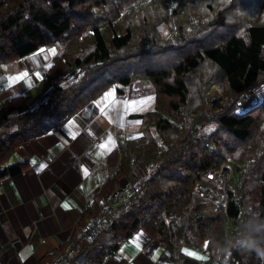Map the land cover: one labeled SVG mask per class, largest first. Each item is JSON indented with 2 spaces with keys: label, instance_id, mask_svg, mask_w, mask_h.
I'll return each instance as SVG.
<instances>
[{
  "label": "trees",
  "instance_id": "trees-1",
  "mask_svg": "<svg viewBox=\"0 0 264 264\" xmlns=\"http://www.w3.org/2000/svg\"><path fill=\"white\" fill-rule=\"evenodd\" d=\"M134 1L150 4L157 26L132 19L136 4L127 7ZM254 1L248 15L243 0H0V63L55 49L37 85L43 98L27 93L0 102V179L26 168L24 162L8 165L19 144L46 133L109 86L149 80L155 90L156 108L135 117L147 119L156 136L120 143V165L100 188L91 216L106 211L107 195L137 168L143 172L141 192L69 264H100L116 244L81 263L78 257L105 233L125 239L140 229L167 242L208 241L219 252L205 264H219L217 257L229 254L233 264H264V256L237 243L264 221V107L259 114L255 107L239 112L228 100L264 85V0ZM158 55L165 62L173 57L169 66L158 64ZM76 70L70 82L58 85ZM215 84L226 93V110L213 115L206 95ZM234 143L247 145L236 153ZM223 163L233 169L225 185L227 208L205 215L192 206V194ZM173 215L179 222L170 224ZM227 240L233 251L225 250Z\"/></svg>",
  "mask_w": 264,
  "mask_h": 264
},
{
  "label": "crops",
  "instance_id": "crops-1",
  "mask_svg": "<svg viewBox=\"0 0 264 264\" xmlns=\"http://www.w3.org/2000/svg\"><path fill=\"white\" fill-rule=\"evenodd\" d=\"M52 49L0 63V102L29 93L27 79L41 92L37 98H43L37 85L52 63ZM18 76L23 78L11 79ZM117 90L109 86L46 133L19 144L12 164L24 162L26 168L0 179V264H44L76 239V230L93 217L90 209L100 188L120 165V143L142 137L149 128L147 119L135 117L146 112L147 99L137 96L131 101ZM2 122L0 118V126ZM124 180L128 178L121 179V186L131 183ZM105 236L79 255V263L114 244L113 253L100 264H205L219 252L208 241L167 242L143 229L125 239Z\"/></svg>",
  "mask_w": 264,
  "mask_h": 264
},
{
  "label": "built area",
  "instance_id": "built-area-1",
  "mask_svg": "<svg viewBox=\"0 0 264 264\" xmlns=\"http://www.w3.org/2000/svg\"><path fill=\"white\" fill-rule=\"evenodd\" d=\"M247 106L242 105L240 99L238 104L240 110L244 111ZM148 172L151 174L153 170L149 169ZM232 174V166L228 163H223L219 168L210 169L206 173V179L217 184L218 189L211 188L207 184L198 183L192 194V206L196 207L199 212L209 216H215L218 209L226 210L228 197L225 192V185L229 182ZM140 192L141 181L136 180L109 193L106 197L108 208L104 214L100 217L93 216L88 222L81 225L77 230L76 239L44 264H69L72 256L78 253L83 246L93 244L109 228L113 218L131 206L136 194ZM178 222L179 219L176 215L169 217L170 224ZM217 258L219 264H233L231 254L224 257L218 256Z\"/></svg>",
  "mask_w": 264,
  "mask_h": 264
},
{
  "label": "rangeland",
  "instance_id": "rangeland-1",
  "mask_svg": "<svg viewBox=\"0 0 264 264\" xmlns=\"http://www.w3.org/2000/svg\"><path fill=\"white\" fill-rule=\"evenodd\" d=\"M246 1H247V3L249 1L248 5H247ZM258 1L260 2L261 0H258ZM243 2H244V6H247L248 15L251 14L253 12V8L256 7L255 5L257 4V2H255L254 0H243ZM134 4H136L135 1L132 4H129L127 9H130L131 7H133L132 5H134ZM260 4L264 7V5H263L264 1L260 2ZM136 7L137 8L133 12L132 19L137 20L139 25H144V26L145 25H149V26H157L158 25V24H152L155 22V20H153V18L155 17L156 13L151 9L150 4L141 5V6H140V4H136ZM49 49H51V48L50 47L43 48V50H45V51H49ZM54 50L55 49H52L50 53L55 54ZM172 59H173V57H170V59H167V62H165L163 60V55H158L156 57L155 61L158 62V64H160V65H165V66L168 65L169 66ZM77 71L78 70L60 77V79L58 81V85H65L68 83V81L70 82L71 78H74L76 76L75 74H77ZM97 84H99V83H97ZM26 86H27V89H28L30 94H32L33 96L39 97L41 92L37 88L32 87L31 84L29 83L28 79L26 82ZM116 86L119 89L123 90V93H120L121 94L120 96L125 94L131 101L136 100L137 96L142 97V98L143 97L146 98L147 103H148L147 109L145 110L146 112L151 111V110L156 108L155 90H154V87H153V84L151 83V81L143 80V81L135 82L131 85H125L122 82H119ZM225 94L226 93H223L222 86L215 84L212 86L208 95H206V98H207L206 101H207L208 109L210 112H212L213 115L218 113V112H223L226 110L225 101H224L225 100ZM237 98L238 97H231L228 100L234 106L236 105L237 110L239 112H241V111H240V108L238 107V104H239L240 99H241V103H242V101L249 100L250 103L247 105L250 108H252L254 106L255 110H253L252 112L255 111L256 114H259V113H261V110L264 107V85L259 84L257 87L247 90L242 96H240L238 99ZM254 101H255V103H254ZM259 101H261L260 104L258 103ZM257 104H259V105H257ZM236 107H234V109ZM257 109H260V110L256 111ZM262 121H264V118L262 119ZM145 130H148L147 134H145L146 136H150L151 134L156 136V132H154L153 129L147 128ZM257 133H259V132H257ZM244 145H247V143H234L233 144V150L236 151V153H237V149L243 147ZM225 152H228V150H226ZM15 160H16V155L13 156V158L11 159V161H9L8 164L9 165L12 164V162H14ZM138 169L139 168H137L135 174L132 176L131 179L126 180V181L124 180L123 182H125V184H126V182L129 183V182H133L135 180L140 179V177H142V175H143V172H142V170H138ZM236 178H237V173L235 172L233 177H232L233 182L236 181ZM206 184L211 188L218 189V186L215 183L207 181ZM121 185H123V184L121 183ZM105 235H107V233H105ZM105 237H107V236H105ZM224 248H225V250H231L232 249L231 251H233L235 249V245L230 246L228 243V240H227V243L224 245ZM240 249H242V251H244V248L240 247Z\"/></svg>",
  "mask_w": 264,
  "mask_h": 264
},
{
  "label": "clouds",
  "instance_id": "clouds-1",
  "mask_svg": "<svg viewBox=\"0 0 264 264\" xmlns=\"http://www.w3.org/2000/svg\"><path fill=\"white\" fill-rule=\"evenodd\" d=\"M248 109H250L249 106L244 111ZM240 111L244 112L243 110ZM253 232L256 234L238 240L237 243L244 249L255 250L258 254L264 256V251L261 250V245L264 244V221L257 223L253 228Z\"/></svg>",
  "mask_w": 264,
  "mask_h": 264
},
{
  "label": "snow or ice",
  "instance_id": "snow-or-ice-1",
  "mask_svg": "<svg viewBox=\"0 0 264 264\" xmlns=\"http://www.w3.org/2000/svg\"><path fill=\"white\" fill-rule=\"evenodd\" d=\"M44 50L43 49H41V52H43ZM24 75H27L26 73L24 74ZM23 77H15V78H11V79H22ZM106 96H108V95H110V93H106L105 94ZM101 147H103V145L101 146ZM65 207H67V205H65ZM186 252H187V250H185ZM187 254H189V255H195V253H191V252H188Z\"/></svg>",
  "mask_w": 264,
  "mask_h": 264
},
{
  "label": "bare ground",
  "instance_id": "bare-ground-1",
  "mask_svg": "<svg viewBox=\"0 0 264 264\" xmlns=\"http://www.w3.org/2000/svg\"><path fill=\"white\" fill-rule=\"evenodd\" d=\"M249 103H250V101H249V100L242 101V105H243V104L247 105V104H249ZM254 103H255V101H254ZM258 103L260 104V103H261V101H259ZM259 104H257V105H259ZM253 107H254V106H253Z\"/></svg>",
  "mask_w": 264,
  "mask_h": 264
}]
</instances>
